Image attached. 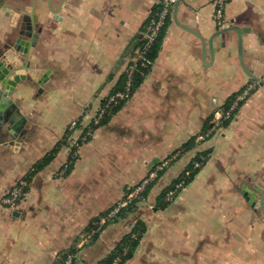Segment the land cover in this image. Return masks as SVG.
I'll use <instances>...</instances> for the list:
<instances>
[{"label": "crops", "instance_id": "crops-1", "mask_svg": "<svg viewBox=\"0 0 264 264\" xmlns=\"http://www.w3.org/2000/svg\"><path fill=\"white\" fill-rule=\"evenodd\" d=\"M161 1L0 0V51L16 43L28 18L38 40L18 59L42 71L16 87L12 100L25 125L0 144V196L29 183L15 209L0 208V264H61L69 254L74 264H99L138 221L146 231L124 264H264V217L242 195L244 186L264 187V87L243 70L235 32L214 39L213 55L208 45L217 31L246 29L244 63L264 78V0H230L221 26L216 0H180L175 11L176 0L142 83L71 159L68 126L89 124L123 86ZM250 84L223 131L198 144L215 108ZM202 154L206 163L165 204L162 192ZM173 155L144 204L86 240L130 188Z\"/></svg>", "mask_w": 264, "mask_h": 264}, {"label": "built area", "instance_id": "built-area-1", "mask_svg": "<svg viewBox=\"0 0 264 264\" xmlns=\"http://www.w3.org/2000/svg\"><path fill=\"white\" fill-rule=\"evenodd\" d=\"M229 1L230 0H216L215 20L218 26L223 24L224 9ZM175 2L176 0H162L158 10L152 13L143 31L140 44L129 60L125 71L123 86L120 89H116L106 98V101L97 110L89 124L84 126L81 120H75L68 126L66 137L72 141L71 159H76L80 146L90 141L95 130L102 124L106 116L131 99L136 75L141 69L148 70L153 65L154 60H152L150 54L153 51L154 44L159 39L161 32L166 26ZM254 88V84H250L238 93L227 106H217L213 112L210 127L205 133L199 135L197 143L200 144L211 136L220 134L224 126L233 119L240 105L246 101ZM78 131H81V134L75 138ZM177 157L178 155H173L152 167L149 173L138 184L129 189L120 203L116 204L103 215L97 230L89 232L86 240L92 239L104 226L116 222L119 218H123L122 214L126 213L129 207H138L140 204H144L147 200L146 193L149 187L156 183L160 175L170 167ZM207 159V154L198 155V159L193 161L194 169L200 170ZM186 174L189 175L190 172H186ZM185 186L183 181H178L176 184L171 185L166 191L163 201L167 204L172 203ZM28 195L29 183L28 181L22 180L18 182L6 196L0 197V206L13 210L19 203L24 201ZM75 259L76 256L74 254H69L61 264H74ZM115 264H117V262Z\"/></svg>", "mask_w": 264, "mask_h": 264}, {"label": "water", "instance_id": "water-1", "mask_svg": "<svg viewBox=\"0 0 264 264\" xmlns=\"http://www.w3.org/2000/svg\"><path fill=\"white\" fill-rule=\"evenodd\" d=\"M179 2L180 0H178L175 5V11L178 9ZM35 23H38L36 19ZM245 30L246 29H238L234 27L217 31L208 43L210 54H214L213 41L216 37H219L228 31L235 32L238 36V55L243 70L252 80L258 82L260 86L264 87V78L259 77L257 68L253 69L251 72L244 63L242 37L243 33L247 32ZM24 39L29 40L26 41ZM37 40L38 35L33 33V25L27 18L24 20L22 30L19 37L16 39V43L8 44L4 47V50L0 51V144H2L3 141L9 140L10 135L18 138L22 127L25 125V121L20 119L18 109L12 98L16 87L19 84L26 82L29 79L38 81L42 71L32 70L30 60L20 61L18 59V53H23V55L29 57V48L35 47ZM242 195L248 203L260 211L264 217V187L254 185L251 190V188L244 186ZM0 208L3 209L1 206Z\"/></svg>", "mask_w": 264, "mask_h": 264}, {"label": "trees", "instance_id": "trees-1", "mask_svg": "<svg viewBox=\"0 0 264 264\" xmlns=\"http://www.w3.org/2000/svg\"><path fill=\"white\" fill-rule=\"evenodd\" d=\"M160 37H161V34L159 36V39H160ZM159 39L154 44L153 51L150 54V57L152 58V60H154L156 58L157 50H158V46H159ZM147 71H148L147 69H141L140 72L136 75L134 85H133V90L137 89L138 86L142 83L143 76L147 73ZM121 107L114 109L111 114H108L106 116V118L103 120L102 124L107 122L109 120L110 116H112L114 113H116ZM193 144H194L193 141H191L190 143L185 145L184 151H185V149L192 148ZM50 159H46V162H44V164L49 162ZM196 159H198V157ZM42 166H43V164L38 166L37 169L41 168ZM186 172H190V174L187 175ZM198 172H199V169H194L193 162H192L189 165L188 169L184 172V174L182 176H180L178 180L174 181L171 185L176 184L178 181H183L185 183V185H187L193 180V178L196 176V174ZM171 185L166 190H164L162 192V194L160 195L161 200L164 199L166 191L171 187ZM152 186H153V184L149 187L146 195H148ZM165 204H167V203H165ZM136 209H137V207H135V206L129 207L128 211L126 213L122 214V216L124 217L129 212L130 213L135 212ZM145 231H146V226L144 225V223L141 221H138L135 224L133 231L130 234L126 235L122 239V241L117 244V246L114 248V250L106 258H104L101 262H99V264H115L116 262H117V264H124L126 261L130 260L134 256L136 249L138 248ZM97 234H95L94 237H96Z\"/></svg>", "mask_w": 264, "mask_h": 264}, {"label": "rangeland", "instance_id": "rangeland-1", "mask_svg": "<svg viewBox=\"0 0 264 264\" xmlns=\"http://www.w3.org/2000/svg\"><path fill=\"white\" fill-rule=\"evenodd\" d=\"M246 100H247V99H246ZM125 104H126V103H125ZM95 114H96V113H95ZM94 116H95V115H94ZM94 116H93V117H94ZM91 120H92V119H91ZM91 120H90V122H91ZM1 197H2V196H1ZM140 205H142V204H140ZM121 219H122V218H119L117 221H119V220H121ZM117 221H116V222H117ZM114 223H115V222H114Z\"/></svg>", "mask_w": 264, "mask_h": 264}]
</instances>
